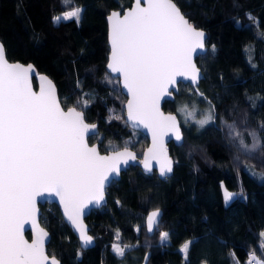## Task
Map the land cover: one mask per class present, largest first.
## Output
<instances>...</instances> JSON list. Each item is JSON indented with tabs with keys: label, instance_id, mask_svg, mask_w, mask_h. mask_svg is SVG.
Here are the masks:
<instances>
[{
	"label": "trees",
	"instance_id": "obj_1",
	"mask_svg": "<svg viewBox=\"0 0 264 264\" xmlns=\"http://www.w3.org/2000/svg\"><path fill=\"white\" fill-rule=\"evenodd\" d=\"M174 1L208 33V51L197 58L205 78L197 87L180 83L164 109L177 114L180 101L191 102L201 91L200 103L210 101L216 119L203 128L181 123L185 141L170 143L171 177L131 166L107 188V205L86 218L96 241L92 248H81L56 204L42 205L41 223L52 235L48 253L62 264H141L148 252V264H247L251 253L264 261V180L252 175L264 173V154L253 159L239 151L222 123L235 122L248 144L251 131L264 141V0ZM132 2L73 0L65 6L63 0H0V40L8 59L33 63L54 80L65 108L77 107L98 125L91 144L98 142L102 152L130 147L141 156L149 140L127 124V98L119 78L106 69V17ZM75 7L83 8L79 24L54 23L55 16ZM223 184L247 198L226 205ZM153 209H162L163 217L150 235L145 218ZM160 232H168L169 241L161 243ZM186 241H192L187 259L180 251ZM116 243L131 246L123 258L113 251Z\"/></svg>",
	"mask_w": 264,
	"mask_h": 264
},
{
	"label": "snow or ice",
	"instance_id": "obj_2",
	"mask_svg": "<svg viewBox=\"0 0 264 264\" xmlns=\"http://www.w3.org/2000/svg\"><path fill=\"white\" fill-rule=\"evenodd\" d=\"M72 2L63 0L65 6ZM82 12L83 8L75 7L55 16L53 21L79 24ZM107 20V69L119 75L130 97L126 105L128 120L152 135V147L141 163L146 172H151V161L155 160L160 176L167 177L173 172L174 161L168 155L164 138L171 134L182 145L183 134L177 117L165 115L160 103L172 95L170 88H175L178 77L193 84L198 82L200 70L194 56L205 49V33L185 17L174 0H134V6L123 14L111 12ZM33 72L32 64L10 63L0 42V264H59L46 253L49 234L37 220V198L45 195L59 198L68 221L84 244L90 245L93 238L83 223L84 210L92 204L100 206L106 187L113 177H119L121 164L128 165L137 158L127 147L101 155L96 146H89L88 136L96 126L86 123L83 111L77 107H62L55 85L47 76H38L39 91H35ZM180 111L186 114V123L188 117L195 116L187 106ZM215 119L212 109L195 123L203 128ZM222 123L239 151L253 159L258 153L264 154V141L256 131L248 133L252 139L248 144L235 122ZM252 175L264 180V173L253 171ZM233 197L234 193L224 188L225 203ZM160 215L159 209L147 215L149 233L158 228ZM26 224H31L33 230L31 242L24 236ZM260 235L264 237V232ZM116 238L119 240L118 232ZM169 239L168 232H160L161 243ZM191 244L186 241L180 248L185 259ZM130 247L112 245L121 258ZM260 247L264 250V239ZM247 264L264 261L251 253Z\"/></svg>",
	"mask_w": 264,
	"mask_h": 264
},
{
	"label": "water",
	"instance_id": "obj_3",
	"mask_svg": "<svg viewBox=\"0 0 264 264\" xmlns=\"http://www.w3.org/2000/svg\"><path fill=\"white\" fill-rule=\"evenodd\" d=\"M142 3H143V0H142ZM174 3L177 5V3H176L175 1H174ZM132 6H134V0H133L132 5H131L130 7H132ZM130 7L126 8L125 10H128ZM177 7H178V8L180 9V11L182 12L181 8H180L178 5H177ZM125 10H124V11H125ZM113 11H119V12H121V14H123V12H124V11H121V10H111V12H113ZM111 12H110V13H111ZM110 13L107 15V17L110 15ZM182 13H183V12H182ZM183 14H184V13H183ZM184 15H185V14H184ZM107 17H106V20H107ZM185 17L189 20V18H188L186 15H185ZM189 21H190V20H189ZM107 24H108V45H109V48H110V44H109V23H108V20H107ZM193 25H194V24H193ZM194 26H195V25H194ZM195 27H196V26H195ZM196 28L199 29V30H202V31L205 33V49H204L203 51H198V53L194 56V63H195V65H196V67L200 70V71H199V76H200V78H199V80H198V82H197L196 84H193L190 80H186V79H184V78H182V77H178V78H177L178 83H177V85L175 86V88H174V89H171V88H170V91L172 92V95H171L170 97H165V98H163V99L161 100V103H160V110H161L165 115H169V114H171V115H175V116L177 117V120H178V122H179V124H180L181 131H182V134H183V143H184V141H185V136H184V130H183V126H182V124H181V121H180L178 115H177L175 112L166 111V110L164 109V103H165L166 101H173V100L175 99L176 94L179 93V84H180V83H183V84H190V85H192V86H194V87H197V86L201 83V81L205 78V74H204L203 70L199 67V65H198V63H197V58H198L200 55H203V54L207 53V51H208V46H207L208 33H207L204 29H201V28H198V27H196ZM0 42H2V41L0 40ZM2 43H3V42H2ZM3 45H4V44H3ZM4 48H5V46H4ZM5 53H6V49H5ZM109 55H110V50H109V54H108V59H109ZM6 58H7V60H8L10 63H16V62H19V63L24 64V65L32 64V65L34 66V72H33V88H34V90H35V91H39V81H38V76H39V75H45V76H47L50 80H52L53 84L55 85V88H56V91H57L58 98H59V100L61 101L60 96H59L58 87H57L56 83L54 82V80H53L50 76H48V75L45 74V73H41V72H39V70L37 69V67H36L33 63H23V62H20V61H11L10 59H8V57H7V53H6ZM107 63H108V60H107ZM107 63H106V69H107ZM107 71H108L113 77L119 78V84H120V86H121V90H122L123 94L126 96V98H127V100H128L130 97L127 95L126 90L123 88V86H122V80H121V78L119 77V75H118V74H113V73H111L110 70H108V69H107ZM127 100H126V102H125V111H126V113H125V119H126V122H127V124L129 125L130 128H132V129H134V130H137V131L143 133V134L148 138V140H149V144H148V146L145 148V150H144V152H143V154H142L141 156H139V155H138V152L135 151L134 149H132V148H130V147H127L130 151H132L133 153H135V155H136V157H137L136 160H135V161H130V162L128 163V165H123V164H121V166H120V167H121V172H120V174H119V177H113V178H112V182L106 187V190H105V199H104V201L101 202V205H100V206H96V205L92 204V205H89L88 208H86V209L84 210L83 223H84V225H85V227H86V229H87V234L93 238L92 243H91L90 245H85L84 242L80 239V234H79V232L73 227V225L71 224V222L68 221L66 215L64 214L63 205L60 203L58 197L45 195V196H43V197H38V198H37V209H38L37 220H38V224H39V226H40L41 228H43V229H44L45 231H47L48 234H49V235H48V239H47L46 244H45V250H46V253L49 255V257H52V255H50V254L48 253V245H49V243H50V241H51L52 235H51L50 231H49L47 228H45V227L42 225V223H41V214H42L41 206H42V205H46V204H56V205L58 206V208H59V210H60V212H61L63 218H64V221L68 224V226L71 228L72 232H73V233L76 235V237L78 238L81 248L84 249V250H87V249H89V248L94 247V246L96 245V241H95L94 237L92 236V234L90 233L91 227H90V225L88 224L86 218L89 217L90 214H91L94 210L101 209L102 207H104V206L107 205V203H108L107 188H108V187H109L114 181H118V180H120V179H121V176H122V174H123L124 172H126L131 166H139L145 174H147V175H153V174L156 172V173H157V176H158L159 178H162V179H166V178L171 177L172 174H173V172H174L175 161H174V159H173V157H172V154H171V151H170V143L173 142V143H174L175 145H177V146H180V144H178V143L175 141L174 137H172L171 134L165 136L164 141H165V148L167 149L168 155H169V157L174 161V164H173V172H172L171 174H169L167 177H161L160 174H159V165L156 163L155 160L151 161V164H152V171H151V172H146V171H145L144 165L141 163V161H143V159H144V157H145V154L147 153V150H148L149 148L152 147V135H151V133L148 131V129L144 128L143 126L135 127V126L133 125V123H132L131 121L128 120V117H127V107H126V105H127ZM61 105H62V107H64L63 104H62V102H61ZM70 107H75V106H70ZM64 108H65V107H64ZM67 108H69V107H67ZM67 108H65V110H67ZM77 110H80V109L77 108ZM81 111H82V110H81ZM83 113H84V111H83ZM84 119H85V122H86V123H88V124H94V123H90V122H88V121L86 120V118H85V113H84ZM94 125L96 126L95 130H94V131L88 136V143H89V146H96L97 149H98V151L100 152L101 155H111L114 151H123V150H124L125 147H122V148H119V149H116V150H112V151H109V152H102V151L100 150V144H99L98 142L91 144L90 141H89V137H90V136H93V135H97V134L99 133L98 125H97V124H94ZM153 210H156V209H153ZM153 210H151V211H153ZM159 210H160V213H161V215H160V217H159V222H160L161 219H162V217H163V210H162V209H159ZM151 211H149V212L147 213V215H148ZM147 215H146V217H147ZM145 224H146V218H145ZM24 228H25V231H24L25 239H27L29 242H31V240L33 239V230H32L31 224H26V225L24 226ZM146 228H147V227H146ZM155 231H156V230H155ZM155 231H154V232H151V233H149L148 231H147V232H148L150 235H153V234L155 233ZM28 234H29V236H28ZM150 256H151V253L148 252L147 255H146V257H145V259H144V261H143L141 264H148L149 259H150ZM54 257L59 261V264H62V262H61L56 256H54Z\"/></svg>",
	"mask_w": 264,
	"mask_h": 264
},
{
	"label": "rangeland",
	"instance_id": "obj_4",
	"mask_svg": "<svg viewBox=\"0 0 264 264\" xmlns=\"http://www.w3.org/2000/svg\"><path fill=\"white\" fill-rule=\"evenodd\" d=\"M62 14L63 13L59 14L58 16H62ZM61 21H63V20H61ZM255 30H256L257 36L258 37H262V35L260 33V30H259V27H257ZM193 98L194 99L191 102H188V101H180L178 103L177 115H178L181 123H183L186 126V128H188V129H190L193 125H195L198 128H201V127H199V125H197L195 123V120L202 119L210 110L213 109L212 103L210 101L206 100V99L204 100V104H201L200 103V101L205 98L203 96V93L201 91H197L196 92V95H194ZM185 106H187L188 111H194L195 112V116L194 117H188L187 118V123L185 122V120H186V114L185 113H182L180 111V109L181 108H184ZM222 187H223V190H224V188H227V186L225 184H223ZM227 190L230 191V192H232V193H234L233 199L236 198V197H238V196H241L243 198H247V194H239L238 192L233 191V190H230L228 188H227ZM230 202L231 201H229L227 204H229Z\"/></svg>",
	"mask_w": 264,
	"mask_h": 264
},
{
	"label": "built area",
	"instance_id": "obj_5",
	"mask_svg": "<svg viewBox=\"0 0 264 264\" xmlns=\"http://www.w3.org/2000/svg\"><path fill=\"white\" fill-rule=\"evenodd\" d=\"M249 254V253H248Z\"/></svg>",
	"mask_w": 264,
	"mask_h": 264
}]
</instances>
